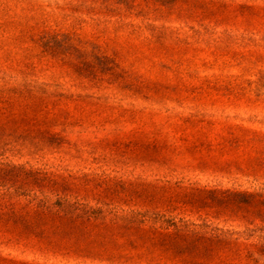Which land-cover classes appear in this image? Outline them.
<instances>
[{
  "label": "rangeland",
  "instance_id": "1",
  "mask_svg": "<svg viewBox=\"0 0 264 264\" xmlns=\"http://www.w3.org/2000/svg\"><path fill=\"white\" fill-rule=\"evenodd\" d=\"M0 264H264V0H0Z\"/></svg>",
  "mask_w": 264,
  "mask_h": 264
}]
</instances>
